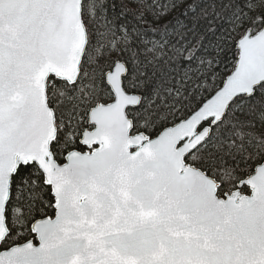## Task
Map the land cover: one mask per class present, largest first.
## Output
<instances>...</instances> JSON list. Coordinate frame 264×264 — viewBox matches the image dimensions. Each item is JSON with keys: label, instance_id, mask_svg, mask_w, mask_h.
I'll return each instance as SVG.
<instances>
[{"label": "snow or ice", "instance_id": "6c2138e0", "mask_svg": "<svg viewBox=\"0 0 264 264\" xmlns=\"http://www.w3.org/2000/svg\"><path fill=\"white\" fill-rule=\"evenodd\" d=\"M0 264H264V0H0Z\"/></svg>", "mask_w": 264, "mask_h": 264}]
</instances>
